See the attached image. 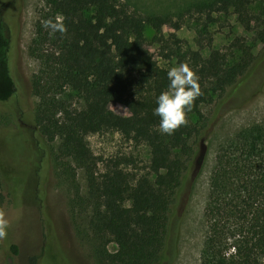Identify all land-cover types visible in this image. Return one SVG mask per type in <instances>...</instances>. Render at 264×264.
<instances>
[{
    "label": "trees",
    "instance_id": "16d2710c",
    "mask_svg": "<svg viewBox=\"0 0 264 264\" xmlns=\"http://www.w3.org/2000/svg\"><path fill=\"white\" fill-rule=\"evenodd\" d=\"M249 3L200 0L193 6L208 10L211 22L213 13H226L231 7L243 20ZM9 5L0 7V102L17 91L11 39L2 12ZM48 20L62 24L64 32L44 27ZM168 23L166 17L141 16L115 0H50L35 25L29 47L40 65L31 81L37 97L34 123L46 141H57L54 167L73 188L70 212L77 231L93 242L96 264H162L166 252L176 254V243L171 241L175 231L172 215L181 193L190 187L185 182L196 160L197 138L211 119L202 113L201 105L222 98L254 61L250 49L242 44L231 60L210 47L205 57L202 50L206 47L199 39L197 51H181L178 39L174 47L166 45V58L190 67L201 94L186 112V124L171 135L163 134L153 109L156 97L167 89L168 69L146 48L145 27L150 25L156 41L161 42L163 26ZM171 25L180 28L178 22ZM198 32L204 33L202 29ZM260 38L264 40V30ZM111 102L125 105L130 114L116 113L109 107ZM108 130L149 147L145 173L137 176L117 161L101 171L100 159L89 148L86 135ZM79 169L86 179L84 193L76 180ZM4 203L0 193V217ZM11 211L22 214L18 204ZM81 214L86 226L78 221ZM204 215L208 231L202 264H263L264 125L246 128L217 148ZM110 243L116 250L110 251ZM11 248L18 251L16 244Z\"/></svg>",
    "mask_w": 264,
    "mask_h": 264
},
{
    "label": "rangeland",
    "instance_id": "374dc122",
    "mask_svg": "<svg viewBox=\"0 0 264 264\" xmlns=\"http://www.w3.org/2000/svg\"><path fill=\"white\" fill-rule=\"evenodd\" d=\"M49 1L0 0V7L10 2L2 12L11 39V68L17 86L12 98L0 102V193L5 199L0 218L8 222L6 235L0 238V264H96L93 242L77 231L70 212L73 188L57 175L54 167L57 141H46L34 123L37 97L32 92L31 81L40 65L30 55L29 47L35 25ZM115 1L141 16L160 15L180 24L177 30L171 23L165 24L161 42L156 41L155 30L150 25L145 27L146 48L161 67L169 69L180 64V60L164 55L169 51L166 45L174 47L176 39L183 52L199 50V39L206 47L202 50L205 57L210 47L231 60L240 52V44L249 48L254 57L248 72L222 98L218 96L201 105L202 113L211 118L209 127L197 138V156L203 151V157L196 174V160L187 173L185 184L188 182L190 187L181 193L172 215L175 231L171 233V241L176 243L177 250L175 255L169 254L172 250L166 252L162 264H202L201 253L208 231L204 208L217 148L246 128L264 125V40L260 38L264 30V0H249L243 20L231 7L226 13H213L211 22L208 10L194 8L193 4L200 0ZM201 29L204 33L200 35ZM233 104L237 106L229 109ZM109 107L120 115L130 114L123 104L111 102ZM86 141L100 159L101 171L115 161L137 176L148 170L150 149L146 144L135 143L114 130L90 133ZM76 180L84 193L87 184L80 169ZM16 204L21 215L11 211ZM78 221L86 226L84 214L79 215ZM13 244L18 247L16 253L11 248ZM116 248L114 243L109 244L110 251Z\"/></svg>",
    "mask_w": 264,
    "mask_h": 264
},
{
    "label": "clouds",
    "instance_id": "9594fccd",
    "mask_svg": "<svg viewBox=\"0 0 264 264\" xmlns=\"http://www.w3.org/2000/svg\"><path fill=\"white\" fill-rule=\"evenodd\" d=\"M44 27L53 31L64 32L62 24L51 20L45 21ZM167 89L155 99L153 115L159 117V130L171 135L178 127L186 124V112L191 110L193 101L201 94L197 77L190 67L180 63L167 70ZM8 222L0 218V238L6 235Z\"/></svg>",
    "mask_w": 264,
    "mask_h": 264
},
{
    "label": "water",
    "instance_id": "95a60500",
    "mask_svg": "<svg viewBox=\"0 0 264 264\" xmlns=\"http://www.w3.org/2000/svg\"><path fill=\"white\" fill-rule=\"evenodd\" d=\"M202 157H203V151H201L199 156H197L196 165H195V169H194V174H196V172L198 171V169L200 167Z\"/></svg>",
    "mask_w": 264,
    "mask_h": 264
}]
</instances>
